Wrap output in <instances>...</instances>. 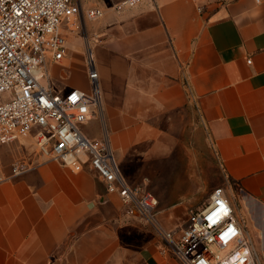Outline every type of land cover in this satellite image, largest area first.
<instances>
[{
    "label": "crops",
    "instance_id": "1",
    "mask_svg": "<svg viewBox=\"0 0 264 264\" xmlns=\"http://www.w3.org/2000/svg\"><path fill=\"white\" fill-rule=\"evenodd\" d=\"M99 24L98 112L128 182L157 183L180 151L206 148L237 218L243 209L253 232L263 221L264 257V0H144ZM2 146L0 264H179L153 244L136 253L126 243L111 221L120 198L90 169L47 162L13 178L11 165L28 152Z\"/></svg>",
    "mask_w": 264,
    "mask_h": 264
},
{
    "label": "built area",
    "instance_id": "2",
    "mask_svg": "<svg viewBox=\"0 0 264 264\" xmlns=\"http://www.w3.org/2000/svg\"><path fill=\"white\" fill-rule=\"evenodd\" d=\"M143 1L99 0L86 17L98 20L105 7L121 12ZM81 10L80 0H0V146L30 138L36 150L35 159L23 157L11 165L10 177H20L47 162L76 170L88 168L131 215L158 225L159 200L154 193L144 184L128 182L107 136L95 139L85 132L101 104L93 51L87 55L89 91H61L52 82L49 68L66 62L64 32L75 25ZM160 233L163 253L180 264H262L222 187L212 191L182 230Z\"/></svg>",
    "mask_w": 264,
    "mask_h": 264
},
{
    "label": "rangeland",
    "instance_id": "3",
    "mask_svg": "<svg viewBox=\"0 0 264 264\" xmlns=\"http://www.w3.org/2000/svg\"><path fill=\"white\" fill-rule=\"evenodd\" d=\"M80 1L82 6L81 15L76 19L75 25H72L69 29L67 28L64 32L68 49L67 65H65L66 63L64 65H56L52 69L55 76L54 78L52 76V82L54 81L55 87L61 91L74 88L73 86H81L86 91L90 90L91 84L87 75L88 51L90 49L92 51L94 50L93 53H95L96 57V66L100 74L103 70L102 65L105 61V57L101 55L99 47L95 45H104V40L107 37L106 29L100 26L99 22L108 12H114V14L123 12L116 11L108 6L105 7L103 17L98 20H88L86 11L97 5L99 0ZM75 26H77V29H75ZM98 111L99 108L96 110V119L94 118L95 120L85 125L84 129L90 137L100 135L104 138L108 128L107 125L104 124V120L101 118ZM34 144V141L29 138L11 145L14 146V148L17 146L14 152H16L18 148V150H23L29 154L34 152ZM8 147L9 146H2V149H8ZM27 154L24 157H28ZM179 156L180 159L178 160V164L175 163L177 166L175 170L167 173L166 171L159 172L162 174V177L157 183H152L148 176L145 179L142 177L135 182L144 184L154 195L156 191L162 195L164 202L159 203L157 208L158 225L148 224L136 215H131L122 205L121 201H119V209L115 210L111 207V211L116 213V216L111 218V221L120 229H123L122 233L126 243L132 245L131 247L136 250V253L139 249L153 244L157 247L162 256L173 258L172 255L164 254L162 251L164 242L160 233L161 230H182L189 223L191 214L200 210L207 203L210 193L214 189L228 187V183H226L225 177L220 171L219 163L216 159L212 158L206 148L205 151H200L199 149L196 151L190 148V152L188 150H185V152L183 151V153L180 151ZM161 167L163 166H159V171ZM189 185H191L195 191L188 197L185 196L183 192ZM257 211L258 208L255 206L256 216L258 214ZM239 215L244 225H247L246 229L253 239L259 259L261 263L264 264V257L260 244H258L261 241L263 221L256 217L255 222L258 223L259 226L253 232L250 220L243 209L239 211ZM136 264L147 263L142 259V261Z\"/></svg>",
    "mask_w": 264,
    "mask_h": 264
}]
</instances>
